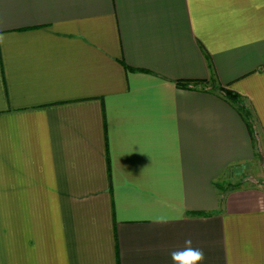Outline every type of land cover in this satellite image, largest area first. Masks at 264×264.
<instances>
[{"label":"crops","instance_id":"0c3cea01","mask_svg":"<svg viewBox=\"0 0 264 264\" xmlns=\"http://www.w3.org/2000/svg\"><path fill=\"white\" fill-rule=\"evenodd\" d=\"M0 37V264H264V0H0Z\"/></svg>","mask_w":264,"mask_h":264},{"label":"trees","instance_id":"16d2710c","mask_svg":"<svg viewBox=\"0 0 264 264\" xmlns=\"http://www.w3.org/2000/svg\"><path fill=\"white\" fill-rule=\"evenodd\" d=\"M201 83H203L202 80H197V81H193V84L191 83V85L193 87H195ZM176 84L178 86L185 87V88L192 87L190 85V81H188V80H178V81H176ZM218 89L227 101L233 103L236 106V109L240 112L242 118L246 122V125L250 129V133L252 134V137H253V133H254L253 124L254 123H253L250 111L246 108V106L244 104H242L241 96L238 93L234 92L233 90L227 88L226 86L220 85V86H218ZM221 187L222 186H220V185L217 186L218 189H220ZM225 188L227 189V186ZM198 214H201V213H198Z\"/></svg>","mask_w":264,"mask_h":264},{"label":"clouds","instance_id":"9594fccd","mask_svg":"<svg viewBox=\"0 0 264 264\" xmlns=\"http://www.w3.org/2000/svg\"><path fill=\"white\" fill-rule=\"evenodd\" d=\"M0 42H3V37H0ZM170 257L172 264H203L206 259L204 250L193 247L190 238L184 241L183 248L172 250Z\"/></svg>","mask_w":264,"mask_h":264},{"label":"rangeland","instance_id":"374dc122","mask_svg":"<svg viewBox=\"0 0 264 264\" xmlns=\"http://www.w3.org/2000/svg\"><path fill=\"white\" fill-rule=\"evenodd\" d=\"M259 155L256 157L255 161L251 166L247 167H241L237 171L236 179L234 180L235 182L237 181H243L245 180V183L249 186L251 184H257L260 183L264 185V155L258 153ZM238 185V183L234 184ZM227 188L230 189L233 185L231 184H226ZM226 186H223L224 188Z\"/></svg>","mask_w":264,"mask_h":264}]
</instances>
